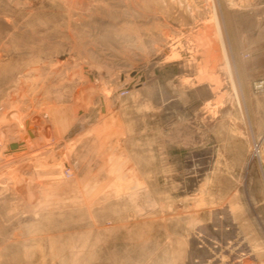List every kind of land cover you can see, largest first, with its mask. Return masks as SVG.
Segmentation results:
<instances>
[{
  "label": "rangeland",
  "instance_id": "374dc122",
  "mask_svg": "<svg viewBox=\"0 0 264 264\" xmlns=\"http://www.w3.org/2000/svg\"><path fill=\"white\" fill-rule=\"evenodd\" d=\"M0 264H264V0H0Z\"/></svg>",
  "mask_w": 264,
  "mask_h": 264
},
{
  "label": "bare ground",
  "instance_id": "6f19581e",
  "mask_svg": "<svg viewBox=\"0 0 264 264\" xmlns=\"http://www.w3.org/2000/svg\"><path fill=\"white\" fill-rule=\"evenodd\" d=\"M213 15H214V20H215V25H216V29H217V32H218V36H219V39H220V42H221L222 53H223L224 59L226 61V64H229L228 56H227V53H226V47H225V43H224L223 36H222V29H221V26H220V22H219L218 14L216 12V8L214 9V14ZM26 142L28 143V141H26ZM14 148H12V149H14ZM28 148H30V147H27V149ZM26 151L24 152L25 154L28 153Z\"/></svg>",
  "mask_w": 264,
  "mask_h": 264
},
{
  "label": "water",
  "instance_id": "95a60500",
  "mask_svg": "<svg viewBox=\"0 0 264 264\" xmlns=\"http://www.w3.org/2000/svg\"><path fill=\"white\" fill-rule=\"evenodd\" d=\"M11 147H12V148H14V147H15V145L13 144Z\"/></svg>",
  "mask_w": 264,
  "mask_h": 264
},
{
  "label": "built area",
  "instance_id": "2783aa9c",
  "mask_svg": "<svg viewBox=\"0 0 264 264\" xmlns=\"http://www.w3.org/2000/svg\"><path fill=\"white\" fill-rule=\"evenodd\" d=\"M260 86V85H259Z\"/></svg>",
  "mask_w": 264,
  "mask_h": 264
}]
</instances>
